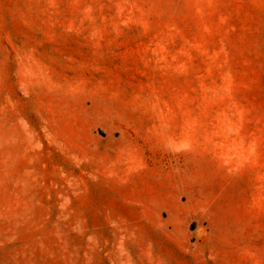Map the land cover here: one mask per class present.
Here are the masks:
<instances>
[{
    "label": "rangeland",
    "instance_id": "obj_1",
    "mask_svg": "<svg viewBox=\"0 0 264 264\" xmlns=\"http://www.w3.org/2000/svg\"><path fill=\"white\" fill-rule=\"evenodd\" d=\"M0 264H264V0H0Z\"/></svg>",
    "mask_w": 264,
    "mask_h": 264
}]
</instances>
